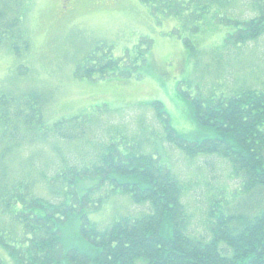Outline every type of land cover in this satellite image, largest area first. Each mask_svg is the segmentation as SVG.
I'll return each mask as SVG.
<instances>
[{
  "label": "trees",
  "instance_id": "obj_1",
  "mask_svg": "<svg viewBox=\"0 0 264 264\" xmlns=\"http://www.w3.org/2000/svg\"><path fill=\"white\" fill-rule=\"evenodd\" d=\"M139 1L158 24L172 21L168 33H182L192 50L217 30L222 38L207 48L213 56L264 36V0ZM32 2L0 0V49L9 47L19 60L16 75L24 78L0 92V143L10 144L6 152H26L48 140L43 151L50 156L51 170L35 168L20 179H6L0 157V212L5 220L0 225V264H264V76L258 87L237 81L226 86L215 77L204 90L198 86L192 91L190 82L184 86L178 81L177 96L187 104L196 136L177 133L162 103L153 99L140 103L152 109L163 131L162 137L152 132V152L144 151L140 133L128 135L123 129L107 138L99 133L93 142L86 129L97 124L102 106L111 111L126 101L119 93L117 105L104 102L45 120L50 86L28 81L31 71L23 63L31 50L25 23ZM150 45L151 39H142L119 56L109 48H95L74 63L73 75L137 79L146 64L152 65ZM182 55L176 70L186 64ZM164 139L192 158L219 156L238 181L235 188L209 190L200 221L193 220L183 200L189 185L163 159ZM76 142H82L80 159L66 151ZM113 193L125 195L143 211L112 215L101 224L96 218Z\"/></svg>",
  "mask_w": 264,
  "mask_h": 264
},
{
  "label": "rangeland",
  "instance_id": "obj_2",
  "mask_svg": "<svg viewBox=\"0 0 264 264\" xmlns=\"http://www.w3.org/2000/svg\"><path fill=\"white\" fill-rule=\"evenodd\" d=\"M238 3L243 10L245 3ZM171 22H155L148 13V6L139 0H33L25 23L31 50L23 58V63L31 71L27 76L28 81L50 86L51 98L46 105L45 120L52 122L104 102L117 105L119 101L116 99L120 93L126 104L111 111H104L103 105V111H99L95 120L98 129H94L95 125L89 126L86 129L89 134L87 139L95 142L100 139L99 133L105 134L107 138L114 131L123 129L128 135L140 133L144 139L141 142L144 151L150 153L156 145L152 132L161 136L163 131L152 109L140 103L159 100L177 133L196 136L197 128L188 120L187 104L177 96L178 81H183L184 86V81L190 82L187 86L190 91L198 86L204 90L206 82L214 83L215 77L226 86L237 81L239 84L248 83L258 87V80L264 76V36L213 56L211 52L209 54L211 49L207 48H214L222 34L213 30L212 34L216 31L214 36L205 35L200 45H194L192 50L184 44L182 33H168L173 27ZM147 38L151 39L149 52L153 62L141 70V77L91 80L73 75L74 63L95 48H109L114 56H119L124 52L130 53L131 48ZM1 48L0 92L24 81L23 75H16L19 60L9 53L6 49L9 47ZM179 53L181 57L182 53L186 56V64L184 68L176 70ZM159 68L162 70L159 71ZM96 110L98 112L99 109ZM102 128L104 131L100 132ZM45 141L35 143L26 152L19 148L6 152L8 143H0L4 177L20 179L35 168L51 170L48 165L50 156L43 151ZM160 143L164 146L163 159L166 158L174 174L189 185L183 200L193 220L200 221L205 216V199L211 188L220 185L235 188L238 185V181L231 176L229 164L219 156L209 154L192 158L173 142L164 139ZM81 144L76 142L70 149L66 148L70 158L83 157ZM90 147L84 144L85 149ZM3 151L5 153L1 154ZM30 164L33 165L30 167ZM102 209L100 218H96L101 224H105L112 215L143 211L142 206L132 204L125 195L115 193L109 195ZM3 216L0 212L1 219Z\"/></svg>",
  "mask_w": 264,
  "mask_h": 264
},
{
  "label": "bare ground",
  "instance_id": "obj_3",
  "mask_svg": "<svg viewBox=\"0 0 264 264\" xmlns=\"http://www.w3.org/2000/svg\"><path fill=\"white\" fill-rule=\"evenodd\" d=\"M3 114V113H2ZM23 119V118H22ZM32 121H34V120H32ZM40 124V123H39ZM32 125V124H31ZM2 139V138H1ZM4 141V140H3ZM8 145H10V144H8ZM3 148V147H2ZM12 153V152H11ZM9 155V154H8ZM25 181V180H24ZM20 182V181H19ZM40 183V182H39ZM10 184V183H9ZM23 185V184H22ZM2 186V185H1ZM15 186H17V185H15ZM27 186V185H26ZM9 188V187H8ZM21 190V189H20ZM13 191V190H12ZM25 193V192H24ZM8 194H10V193H8ZM23 196V195H22ZM7 197V196H6ZM10 198V197H9ZM1 199V198H0ZM7 200V199H6ZM42 209V208H41ZM2 213V212H1ZM0 219H1V217H0ZM11 223V222H10ZM6 224V223H5ZM22 261V260H21Z\"/></svg>",
  "mask_w": 264,
  "mask_h": 264
}]
</instances>
